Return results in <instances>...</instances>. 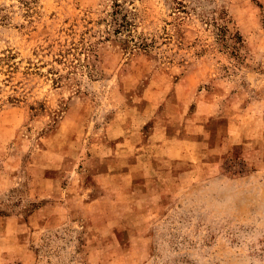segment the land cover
Returning a JSON list of instances; mask_svg holds the SVG:
<instances>
[{"label": "rangeland", "instance_id": "1", "mask_svg": "<svg viewBox=\"0 0 264 264\" xmlns=\"http://www.w3.org/2000/svg\"><path fill=\"white\" fill-rule=\"evenodd\" d=\"M0 264H264V0H0Z\"/></svg>", "mask_w": 264, "mask_h": 264}]
</instances>
